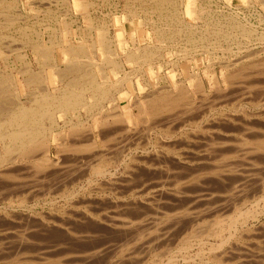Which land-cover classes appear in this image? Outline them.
<instances>
[{"label":"rangeland","instance_id":"obj_1","mask_svg":"<svg viewBox=\"0 0 264 264\" xmlns=\"http://www.w3.org/2000/svg\"><path fill=\"white\" fill-rule=\"evenodd\" d=\"M81 1L83 2V0H72L74 8H71L69 0H2L0 6V46L2 45L1 49L6 54L5 58L4 56L0 57L1 75L14 76L15 79L17 77L22 79L26 77V73L23 71L27 69L25 67L29 63V69L36 73L41 72L42 69L43 71L45 70L44 74L48 75L47 84L49 88H56L60 85V82L58 83V79L52 73L54 69L52 67H46V65L44 66L42 64L43 62L41 63V58H39L38 62L34 61L35 59L32 52H30L31 48H29L28 41L32 39L34 42H37L38 40L43 46L53 47L52 56L56 57H54L58 61L56 64L63 69L65 64H67V56L57 43L64 42L66 44L71 43L76 45L78 42L83 41L87 45L86 48L88 50L90 49V57H94V60L99 62L102 59V54L99 51L100 45L96 42H98L99 35L104 30H107V35L105 31L104 33L108 38L107 40H109L108 42L111 44L110 46L114 49V58L122 63V69L130 73V77L118 88L119 91L114 95L116 98L115 101H106L104 108L105 114L108 111L111 112L110 110H113L117 105L120 106L126 115H130L132 112L137 113V108L134 107H136L135 104L138 102L142 110H145L147 106L155 104L156 102L160 105L161 103L157 100L158 97L162 94L176 91L173 89L176 84L175 82L188 87L189 91L193 94L194 100L199 102V95L196 94L192 86L193 78L190 77L191 72L198 71L204 82L207 94L210 93L209 99L205 101V104L207 102H214L213 104L216 102L217 104L219 100L215 101L217 100L214 91L216 88L224 89L227 93H230L225 94V102L220 105L222 107L218 105L219 108L217 107L211 113L207 114L206 118L200 120L199 126H203V129L207 130V127L209 128L212 125L210 129L216 130L212 131L213 133L219 131L220 133H214L215 139L217 135L216 142L219 139L221 142L222 138L224 139L222 141H225L227 138L226 143L229 145L238 144L239 142L240 144L238 148L236 147L237 144L234 145L236 147L234 149L237 152H233L235 150L232 147L230 152L227 151L225 153L226 155H222L223 157L217 156L216 154L215 156L211 148H209L211 153H207L208 148L206 146L208 147L207 144L209 142L205 141L206 133L204 130H200V127L198 129L197 125V127L187 125L185 127L182 126L181 131L175 128L176 131L174 130V134L166 133L168 132L165 129L167 123L163 125L160 121L164 122V119L171 114L167 116L166 114L169 113L164 111L158 113L153 112L150 119L143 121V123L137 122V124H134L127 118L126 121L120 122L119 124L118 122L116 124V121H114V125H112L113 121H109L106 123V127L104 125V128L103 126L97 128V120L99 119L98 116H95L88 123L93 128L96 137L97 145L94 150L86 152L79 151L78 153L72 150L71 146H66L67 148L62 149L59 145L60 140L58 139L51 144L48 152L50 164L48 163L49 165L47 164L48 166H45L46 168L44 167L42 171L39 170V172L35 173L34 167L32 166L33 163L19 161V163L9 164L10 167L5 168L9 169L5 171L6 174L0 175L3 177L2 179L0 178V264H111L112 262V264H117L118 262V264H134L135 262V264H165L166 262V264H264V149L254 147L257 144L252 143L253 141L249 142L247 140V142H243L242 137L244 136L237 133L238 130L240 131L242 129L241 127L243 125L251 127L254 130H264V97L260 98V93H264V82H261L263 84H255L257 87L254 91L258 92L257 96L255 95L253 97V100L245 96V99L241 100L243 96L239 97L242 85L246 84L245 88L246 86H250L249 82L255 80L253 78L254 75H257V77L260 76L258 81H264V78L261 79V76L264 77V40L260 42L259 38H256L257 36H253L254 38H242L240 36L236 38L233 36H231L232 38H222L220 34L218 36L211 33L212 29L225 31V16L229 15H232L233 18L235 17L234 19L238 22L240 20L247 28H253L252 30L256 34L264 33V0H174L175 5L168 1L166 2V0H84L87 3L85 8L81 5ZM45 5L61 8L59 15L60 20H62L59 21V24H61L60 29H57V25V30L55 28L53 29V26L46 28L48 23L53 22V17L56 19L58 15L55 16L53 13L43 10ZM39 9L40 11H38ZM173 11L175 12L174 14ZM207 15L210 16L206 20L204 17ZM59 30L60 33H58ZM23 31L27 33V36L22 34ZM53 31L57 32L54 33ZM229 31L234 35L235 30L229 28ZM160 33L161 36L159 35ZM52 42L54 44L56 43L55 46L51 44ZM237 43L241 45L238 46ZM144 47L149 49L152 47L151 50L155 53L152 64L153 71L147 65L141 66L125 61V55L129 51ZM156 47V50L153 49ZM26 61L27 63L25 64ZM83 61H86V59H83ZM161 64H163V67L159 68ZM97 70L98 68L96 67V72ZM105 71L108 77V81L106 82L108 85L110 83H116L119 80L120 72L114 71L111 67L105 69ZM212 71L215 72L218 79V87L212 82ZM156 72L160 74L162 79L156 80L158 78ZM234 73L236 77H234ZM101 75L99 72L97 73L98 80L100 81H102ZM237 80L240 82L238 81V83ZM38 86L36 85V88H33L34 86L31 88L20 86L18 92L14 91L13 94L17 93L15 96L13 94H5V97L15 98L14 100L16 101L18 99V102L20 101L24 105H27L29 102L28 99H31L29 97H33V92L40 90L39 87L41 89L44 88L42 86L45 85L41 84V86ZM161 86V90H158L160 89L158 87ZM156 87L158 89H155ZM260 87H262L263 91ZM153 90L155 95L147 96V92L150 95L153 93ZM256 97L260 99V102L258 106L254 107L252 102L258 100ZM154 100L156 101L155 103H153ZM230 102L231 104H235L234 108L231 107ZM128 108L130 109V113ZM246 109L249 113L245 111ZM79 113L80 118L85 120V110L80 108ZM241 114L243 115L241 116ZM244 115L249 116L248 119L255 118V120L246 119L243 122V119L246 118ZM75 117V113H71L68 118L75 121ZM222 117L223 119H221ZM215 118L221 124H218ZM240 118L242 121H239ZM224 119L227 121L229 119L230 123ZM220 120H224V123ZM61 121L63 122V119L58 117L60 125H62L60 123ZM208 121L210 122L208 123ZM253 123L254 125H258L259 123V126L263 125V128L255 127ZM59 127L56 126L54 128V133L52 134L55 137H63L62 140L68 146L71 142H76L74 138L71 140L72 136L70 137L68 129H66L63 136L56 133L59 131ZM213 127H219L221 130L219 128L218 130L213 129ZM172 128L170 130H173ZM146 132L147 136H145ZM196 132L198 135H196ZM84 135L85 133L81 135L83 137L82 139L85 138ZM234 137L238 141L234 140ZM185 138L188 139V144ZM84 141L85 139L80 140L79 138V142H77L85 143L86 141ZM204 142H207L206 146ZM247 143L250 146L253 144V146L250 147ZM243 144L250 148L246 149L243 146L245 150H248V153L251 152L250 154H245L246 151L242 150L243 148L241 147ZM252 147L253 149L251 150ZM259 150L263 154L257 152ZM3 152V149L0 148V153L4 154ZM159 154L161 156L163 154V156L161 157ZM94 156L98 158L94 160ZM100 159L108 162V166L106 165L107 167L105 168L107 173L105 172L102 176L93 173L91 170ZM159 161L162 162L159 163ZM230 166L234 167L232 168ZM223 167L230 169L227 171V168L225 170ZM213 172H217L216 178V173L213 174ZM233 172L235 173L233 174ZM218 175L221 177L219 178ZM232 186H235V188L238 187L237 189L233 188L235 193L233 192ZM239 186L243 188L241 189ZM228 194L231 195L229 196ZM231 204L234 205V208ZM239 211L244 215L245 213L249 214L247 216L249 218L245 220V225L237 224L233 226L238 229L232 226H230V228L232 227L231 229L228 228L230 222L239 215ZM253 212H255L253 216L250 215ZM194 213L200 215L196 216ZM102 214L104 217H102ZM104 218L106 219L105 221ZM116 218L117 220H120V218L128 221L131 220L129 221L132 222L131 227L125 226V229L123 226H119V223L115 220ZM159 218L161 221L166 219L169 222L165 221L166 223H161ZM193 220L195 221L193 222ZM107 221L114 224L117 223L118 227H114V224L108 223ZM148 222L150 223L147 224ZM153 222H156L154 226L151 224ZM195 222L197 223L194 224ZM137 223L138 225L135 226ZM158 223L159 227L157 226ZM151 225L153 228L150 227ZM132 226L134 228L139 227L137 228L138 231L145 226L146 228L144 227L143 231L146 235L142 234L144 232L140 230L141 236L140 231L137 232L135 228L136 231L134 230V233H139L140 238L133 237L135 234L132 232ZM156 226L157 231H153L152 229H155L154 227ZM166 226L167 228H165ZM246 228L249 229H247V232ZM121 229L122 231H120ZM150 230L154 233L152 234ZM126 235L128 237H125ZM155 235L158 236L156 237ZM165 236L166 238H163ZM153 237L154 239H151ZM187 237L190 239L186 240ZM156 239L157 241H155ZM123 241H127L126 245L128 248L124 247V251L122 252L124 255L121 254L122 257L120 255L117 256L115 254L117 249L123 244ZM146 242L149 243L147 244ZM118 243H121L120 246ZM144 246H147V248ZM143 247L146 251L150 249V253H147L148 256ZM233 247L235 249L232 250ZM94 249L96 251L100 250L101 253L99 251L92 252L95 251ZM127 250L129 253L132 251V253L129 254ZM134 251L135 253H133ZM151 251L153 254H151ZM217 254L221 255L218 256ZM123 256L126 259L125 261ZM130 256L143 257H137L135 261ZM128 257L131 260H128Z\"/></svg>","mask_w":264,"mask_h":264},{"label":"bare ground","instance_id":"obj_2","mask_svg":"<svg viewBox=\"0 0 264 264\" xmlns=\"http://www.w3.org/2000/svg\"><path fill=\"white\" fill-rule=\"evenodd\" d=\"M2 1V0H1ZM1 1H0V6H1ZM28 1V0H27ZM41 1V0H40ZM139 1V0H138ZM157 1V0H156ZM170 2L171 4H174L175 5V1L174 0H166V2ZM16 2V1H15ZM30 2V1H29ZM50 2H53V1H50ZM63 2V1H62ZM82 2V1H81ZM54 3V2H53ZM67 3V2H66ZM169 3V4H170ZM50 4V3H49ZM157 4V3H156ZM8 7H9V5L8 4H6ZM29 5H31V4H29ZM81 5H83L84 6V8L87 6V3L83 0V2H82V4ZM155 5V4H154ZM150 6V5H149ZM156 6V5H155ZM158 6H159V4H158ZM81 7V6H80ZM173 7V6H172ZM83 8V7H82ZM147 8V7H146ZM175 8V7H174ZM31 9V8H30ZM47 10H48V8H47ZM173 10V9H172ZM38 11H40V9L38 10ZM35 12H36V10H35ZM169 12H171V11H169ZM194 12H195V10H194ZM29 13V12H28ZM175 12L173 11V14H174ZM196 13V12H195ZM197 14V13H196ZM202 14V13H201ZM204 14V13H203ZM208 14V13H207ZM9 16V15H8ZM209 16L210 15H207L206 17H204V19H209ZM224 17V16H223ZM237 17V16H236ZM17 18V17H16ZM54 18V17H53ZM168 18H169V16H168ZM198 18H199V16H198ZM215 18V17H214ZM235 18V17H234ZM233 18V16L232 15H229V16H225V20H226V24H224V26L226 27V30L224 31V30H218L217 31V29L215 30V29H212L211 31V33L212 34H215V35H218V34H220L221 35V37L222 38H227V37H231V36H233V37H238V36H240V37H242V38H251V37H253V36H257L256 38H259V40H260V42L261 41H263L264 40V33H260V34H256L255 32H254V30H252V29H249V28H247V26H245V24H243V23H241L240 22V20H239V22L236 20V19H234ZM223 19V18H222ZM7 20V19H6ZM19 20V19H18ZM117 20V19H116ZM115 20V21H116ZM139 22V21H138ZM4 23V22H3ZM58 23V22H57ZM61 23V22H60ZM213 24V23H212ZM215 24H217V23H215ZM221 24V23H220ZM223 24V23H222ZM249 24V23H248ZM2 25V24H1ZM61 25V24H60ZM58 26V25H57ZM217 26H218V24H217ZM221 26V25H220ZM24 27V26H23ZM158 27V26H157ZM192 27H193V25H192ZM156 28V27H155ZM229 28H231L232 30H235V33H234V35H233V33L231 32V31H229ZM26 29H27V27H26ZM54 29V28H53ZM69 29V28H68ZM158 29H159V27H158ZM157 29V30H158ZM23 30H25V29H23ZM64 30H66V29H64ZM63 30V31H64ZM206 30V29H205ZM55 31V30H54ZM53 31V32H54ZM69 31V30H68ZM105 31V30H104ZM104 31H103V33H104ZM107 31V30H106ZM105 31V32H106ZM180 31V30H179ZM38 32V31H37ZM57 32V31H56ZM56 32H54V33H56ZM167 32V31H166ZM165 32V33H166ZM193 32V31H192ZM58 33H60V30L58 31ZM69 33H70V31H69ZM103 33H101L100 35H99V37H98V42H96L98 45H100V49H99V51L101 52L100 54H102V59L99 61V62H97L96 60H94V57H90V55H91V53H90V49L88 50L87 48H86V46L87 45H85V43L83 42V41H80V42H78L76 45H74V44H71V43H64V42H59V39H58V42L59 43H57L60 47H61V50L63 51V53L67 56H65L66 58H67V64H65V67L62 69V68H60L59 67V65L58 64H56L55 62H54V57L52 56V49H53V47H49L48 45V47H46V46H43V44L39 41L38 42V40H37V42H34L32 39H31V41H33V42H31V41H28V44H29V48H31V51L30 52H32V54H33V56H34V61H37L38 62V60H39V58H41V63L45 66L46 65V67L48 66L49 68L50 67H52L53 69H54V72H52L53 73V75L58 79V83L60 82V85L59 86H57L56 88L54 87L53 89H50L49 88V86H48V84H47V81H48V75H46V74H44V71H43V69L41 70V72H39V71H37V72H39V73H36V72H34V71H32V70H30L29 69V63H27V61L25 62V64L27 63L28 65L25 67V68H27V69H25L23 72H25L26 73V77H23L22 79H19L18 77H17V79H15V77L14 76H6V75H1V73H0V145H1V147L0 148H2L3 149V153L4 154H1L0 153V175L1 174H6V172L5 171H7V169H5L6 167H8L9 166V164H14V163H19V161H29V162H31V164H32V166L34 167L33 169H34V172L35 173H37V172H39V170H43V168L46 166H48L49 164H50V159L48 160V156H49V154H48V152H49V148H50V146H51V144L53 143V141H55V140H60V147H62V149H64V148H67V147H70L71 146V148H72V150H74V151H76V152H78L79 153V151L81 152H86V151H89V150H94V148H95V146L97 145L96 144V137H95V133H94V130H93V128L91 127V125L90 124H88L89 123V121H90V119H92V118H94L95 116H98V119L99 120H97V128L98 127H102L103 126V128H104V125H105V127L107 126L106 125V123H108L109 121H113V124L112 125H114V121H116V124H117V122H118V124L120 123V122H124V121H126V119L127 118H129V120L131 121V122H133L134 124H137V122H142L143 123V121H146L147 119H150V117H151V115H152V113L153 112H168L169 114H166L167 116H169L170 114V116L169 117H167V118H165L164 119V122L163 121H160L163 125H166V124H164V123H167V125H166V127H165V129L168 131V132H166V133H173L174 132V130H175V128L176 129H178V131H181L182 130V128L183 127H185V126H187V125H189V126H195V127H197L198 126V129H199V124H200V120L201 119H204V118H206L207 117V114H209V113H211L215 108H219V106L220 105H222L224 102H225V94L227 93V91L226 90H224V89H220V88H214L215 90V93H216V97H217V100H215V98H213L215 101H218L217 102V104H216V102H215V104H213L214 102H211V103H206L205 104V101L207 100V99H209L208 97H209V94L210 93H208L207 94V91H206V89H205V85H204V82L202 81V78L200 77V74H199V72L198 71H194V72H191V74H190V77H192L193 78V82H192V86L194 87V89H195V92H196V94L197 95H199V98H200V100H199V102H196L195 100H194V97H193V94L189 91V89H188V87H186L185 85H179L177 82H175L176 84H175V87L173 88L174 90H176V91H173V92H168L167 94H162L160 97H158V101L161 103L160 105L158 104V102H156L155 100L153 101V103H155V104H152V105H149V106H147L146 107V109L145 110H142V108H141V105H139L140 103L138 102V103H134L135 104V106L136 107H134V108H137V113H133L132 112V114L130 113V109H129V113H130V115H126V113H124L123 111H122V109L120 108V106L119 105H117L116 107H114L113 108V110L111 109H109L111 112H109L108 111V113L107 114H105L106 112H104V108H105V103H106V101H109V102H112V101H115V96L114 95H116V93L119 91L118 90V88L120 87V86H122L123 85V83L124 82H126L128 79H129V75H130V73H128V72H126V71H124V69H122V63L121 62H119V60H116L115 58H114V49L110 46L111 44L108 42L109 40H107L108 38L105 36V33L103 34ZM163 33V32H162ZM172 33V32H171ZM177 33H178V30H177ZM208 33V32H207ZM23 35H26L27 36V33L26 32H24L23 31V33H22ZM35 34H36V32H35ZM50 34H51V32H50ZM202 34H203V32H202ZM61 35V34H60ZM69 35V34H68ZM106 35H107V32H106ZM160 36H161V33L159 34ZM25 36V37H26ZM170 36H171V34H170ZM200 36V35H199ZM204 36V35H203ZM214 36V35H213ZM219 36V35H218ZM5 37V36H4ZM55 37V36H54ZM58 37H59V35H58ZM62 37V36H61ZM167 37H169V36H167ZM52 38V37H51ZM57 38V37H56ZM68 38V37H67ZM121 38H122V36H121ZM174 38V37H173ZM232 38V37H231ZM254 38V37H253ZM50 39V38H49ZM62 39V38H61ZM60 39V40H61ZM70 39V38H69ZM97 39V38H96ZM240 39V38H239ZM27 40V39H26ZM29 40V39H28ZM51 40V39H50ZM68 40V39H67ZM82 40V39H81ZM201 40V39H200ZM243 40V39H242ZM56 41V40H55ZM64 41V40H63ZM122 41H123V39H122ZM245 41V40H244ZM249 41V40H248ZM257 41V40H256ZM67 42V41H66ZM69 42V41H68ZM92 42V41H91ZM214 42V41H213ZM49 43V42H48ZM52 45H54L55 46V44L52 42L51 43ZM92 44H94V43H92ZM96 44V45H97ZM238 44V46H240L241 44H239V43H237ZM46 45V44H45ZM97 45V46H98ZM2 46V45H1ZM1 46H0V57H2V56H4V58H5V54H4V51L1 49ZM91 46V45H90ZM242 46H243V44H242ZM6 47V46H5ZM91 47H93V46H91ZM95 47V46H94ZM121 47V46H120ZM200 47V46H199ZM207 47V46H206ZM13 48V47H12ZM243 48V47H242ZM151 49H152V47H151ZM151 49H149V48H147V47H144V48H137V50H131V51H129L126 55H125V61L126 62H131V63H136V64H138V65H147L148 67H149V69L150 70H152V68H153V57H154V55H155V53H154V51H152ZM153 49H157V47L156 48H153ZM158 49H160V48H158ZM262 49V48H261ZM92 50V49H91ZM94 52V51H93ZM62 53V54H63ZM116 53V52H115ZM254 53V52H253ZM191 54V53H190ZM193 54V53H192ZM20 55V54H19ZM23 55V54H22ZM26 55V54H25ZM92 56H94V55H92ZM19 57V56H18ZM22 57V56H21ZM56 58V57H55ZM160 58V57H159ZM18 59V58H17ZM22 59H23V57H22ZM83 59H86V61H83ZM6 61V60H5ZM65 62V63H66ZM40 63V62H39ZM231 65V64H230ZM258 65V64H257ZM42 66V65H41ZM227 66V65H226ZM96 67L98 68V70H97V72H96ZM109 67H111L112 69H114V71H118V72H120V78H119V80L116 82V83H110V85H108L106 82L108 81V77L106 76V71H105V69H107V68H109ZM163 67V64H161L160 66H159V68H162ZM224 67H225V65H224ZM45 69V68H44ZM40 70V69H39ZM153 71V70H152ZM22 72V73H23ZM43 72V73H42ZM100 73V75H101V77H102V81H100V80H98V77H97V73ZM111 72V71H110ZM239 72V71H238ZM260 73V72H259ZM10 74V73H9ZM156 74H158V78H156V80L158 79V80H160V79H162V77L160 76V74L159 73H157L156 72ZM212 74H213V79H212V82L214 83V85L216 86V87H218L219 85H218V79H217V77H216V75H215V72L214 71H212ZM242 74V73H241ZM241 74H239V75H241ZM52 75V76H53ZM234 77H236V74L234 73ZM238 75V76H239ZM244 75V74H243ZM247 75H248V73H247ZM263 76H264V74H263ZM232 77H233V75H232ZM251 77H253V76H251ZM250 77V78H251ZM255 80L252 82H249V85L250 86H246V88H245V85H242V83H241V85H242V89H240L241 90V92H240V96L239 97H241V96H243L242 98L243 99H241V100H244L245 98H244V96L245 97H248V99H250V100H253V97L256 95L257 96V92L256 91H254V89L256 90V87L257 86H255V84H260L261 82H264L263 80L262 81H258L259 80V78H260V76H258L257 77V75L255 76L254 75V77H253ZM264 77H262L261 76V79H263ZM38 79V80H37ZM248 80V79H247ZM239 80H237V82H238ZM249 81V80H248ZM163 82V81H162ZM240 82V81H239ZM238 82V83H239ZM243 82V81H242ZM246 82V81H245ZM157 83V82H156ZM246 83H248V82H246ZM41 84H44L45 86H42V87H44V88H42L41 89V87H39V86H41ZM234 84V83H233ZM261 84H263V83H261ZM36 85H39L38 87L40 88V90H38V91H36V92H33V97H29V98H31L30 100L28 99V103H27V105H24L23 103H21L20 101L18 102V99H17V101L16 100H14L13 98H6L5 96V94H13L14 93V91L15 92H18V88L20 87V86H22V87H26V88H31V87H33V88H36L35 86ZM248 85V84H247ZM112 86V87H111ZM164 86V85H163ZM166 86V85H165ZM236 86V85H235ZM244 86V87H243ZM260 86V85H259ZM264 86V85H263ZM262 86V87H263ZM111 87V88H110ZM237 87H239V86H237ZM262 87H260L261 88V90H262ZM158 88H160V89H158ZM156 87L155 89H158V90H161V88H162V86L161 87ZM259 88V87H258ZM234 90V89H233ZM240 90H238V91H240ZM260 90V91H261ZM264 90V89H263ZM262 90V91H263ZM169 91V90H168ZM259 91V92H260ZM264 92V91H263ZM32 93V92H31ZM229 93V92H228ZM227 93V94H228ZM15 94H17V93H15ZM15 94H13L14 96H15ZM212 94V93H211ZM230 94V93H229ZM234 94V93H233ZM264 95V93H260V98L262 97H264L263 95ZM152 95H155V93H154V90H153V93H151L150 95H148V92H147V96H152ZM158 95V94H157ZM238 95V94H237ZM13 96V97H14ZM17 96V95H16ZM144 96V95H143ZM142 96V98L144 99V97ZM196 96V95H195ZM211 96V95H210ZM214 96V95H213ZM228 96H231V95H228ZM233 96V95H232ZM236 96V95H235ZM5 97V98H4ZM11 97V96H10ZM145 97H146V95H145ZM238 97V96H237ZM250 97V98H249ZM141 98V97H140ZM139 98V100H141ZM147 98V97H146ZM227 98H230V97H227ZM256 98H258V97H256ZM12 99V100H11ZM198 99V98H197ZM235 99V98H234ZM9 100H11V101H9ZM229 100V99H228ZM227 100V101H228ZM249 100V101H250ZM254 100H257V99H254ZM204 101V102H203ZM209 101V100H208ZM226 101V102H227ZM233 101V100H232ZM231 101V102H232ZM238 101H239V99H238ZM6 103V104H4L3 105V103ZM203 102V103H202ZM231 102L229 103V104H231ZM252 102V101H251ZM259 102H260V99L258 98V100L256 101V102H252V105L255 107V106H258V104H259ZM151 103H152V101H151ZM218 103H220V104H218ZM237 103H239V102H237ZM127 104V103H126ZM219 105V106H218ZM226 105H227V103H226ZM239 105H241V104H239ZM126 106V105H125ZM220 107H222V106H220ZM231 107L232 108H234L235 107V104L233 103V104H231ZM80 108H83V110H85V115H86V119L85 120H83V119H81L80 118V113H79V111H80ZM244 108V107H243ZM257 108V107H256ZM148 109H150L151 110V112H149L150 110H148ZM238 109V108H237ZM244 110V109H243ZM107 111V110H106ZM134 111H135V109H134ZM246 112L248 111L247 109L245 110ZM250 111V110H249ZM260 111V110H259ZM258 111V112H259ZM264 112V111H263ZM71 113H75V118H76V120L75 121H72L70 118H68L69 117V115L71 114ZM110 113V114H109ZM219 114H221L220 112H218ZM247 113H249V112H247ZM251 113V112H250ZM255 113L257 114V112L255 111ZM255 113H253V114H255ZM222 114H223V112H222ZM229 114V113H228ZM252 114V113H251ZM225 115H226V113H225ZM233 115V114H232ZM243 114H241V116H242ZM73 116V115H72ZM72 116H70V117H72ZM154 116H156V115H154ZM228 116V115H227ZM235 116V115H234ZM246 118L245 119H243V117H242V119H243V122H245L246 121V119H248V117L246 116V115H244ZM255 116V115H254ZM254 116H252V117H254ZM58 117L60 118H62L63 119V122H62V125H60L59 124V122H58ZM110 117V118H109ZM153 117V116H152ZM158 117H160L159 115H158ZM218 117H221V116H218ZM229 117V116H228ZM255 117H257V116H255ZM108 118V119H107ZM155 118V117H154ZM216 119V118H215ZM220 119V118H219ZM221 119H223V117L221 118ZM232 119V118H231ZM235 119V118H234ZM241 119V118H240ZM239 119V121H242V119L240 120ZM252 119H254L255 120V118H252ZM251 118H249L248 120H252ZM152 120V119H151ZM210 120V119H209ZM212 120V119H211ZM217 120V119H216ZM225 121H227L226 119H224ZM224 120H220V121H223V123H224ZM238 120V119H237ZM213 121V120H212ZM215 121V120H214ZM218 121V124H221L220 122H219V120H217ZM231 121V120H230ZM238 121V122H239ZM210 121H208V123H209ZM228 123H230L229 122V119H228V121H227ZM233 122V121H232ZM248 122V121H247ZM249 122H252V121H249ZM254 122V121H253ZM159 123V122H158ZM111 124V123H110ZM123 124H125V123H123ZM154 124V123H153ZM176 124V125H175ZM213 124H215V123H213ZM234 124V123H233ZM232 124V125H233ZM244 124V123H243ZM249 124H251V123H249ZM256 124H257V122H256ZM254 125V123H253V125L255 126V127H260V128H263V125H260L259 126V123H258V125ZM111 125V126H112ZM122 125V124H121ZM175 125V126H174ZM178 125V126H177ZM197 125V126H196ZM207 125V124H206ZM205 125V126H206ZM247 125H248V123H247ZM56 126H60L59 127V131H57L56 133H58V134H61L60 136H63V134L65 133V131H66V129H68V133L70 134V137L72 138L71 140H73V138L76 140V142L74 141V142H71L70 144H69V146L68 145H66L67 143L66 142H64V140H62L63 139V137H55L52 133H54L53 131H54V128H56ZM110 126V127H111ZM140 126H142L141 124H140ZM183 126V127H182ZM212 126V125H211ZM210 126V127H211ZM234 126H236V125H234ZM262 126V127H261ZM113 127V126H112ZM134 127V126H133ZM153 127V126H152ZM162 127V126H161ZM161 127H159V128H161ZM173 127V128H172ZM210 127L208 128L207 127V130H204L203 129V126H201L200 127V130L202 129V130H204V132L206 133L205 135H206V140L205 141H207V142H209L207 145H208V147L206 146V143L207 142H204V144H205V146H206V148H208V150H207V153H211L209 150V148H211V151L214 153V155L216 154L217 156L219 155V156H224V155H226L225 153L228 151V152H230L231 151V148L233 147V149L234 148H238L239 147V144H240V142L236 145V144H234V145H236V147H234V145H229L228 143H226V139H225V141H222V139H221V142H220V139L216 142V139H217V135H216V139H215V134L216 133H218V132H212V131H216V130H211L210 129ZM121 128V127H120ZM123 128V127H122ZM146 128V127H145ZM154 128V127H153ZM173 129V130H170V129ZM194 128V127H193ZM218 128L219 127H213V129H217L218 130ZM242 129L239 131L238 129H240V128H238L237 130V133H240V135L241 136H244V137H242L243 138V142L245 141V142H247V140H249V142L250 141H253L252 143H255V144H257L256 146H254V147H256L257 149H264V130L263 131H261V130H254L253 128H251V127H247V126H245V125H243V127H241ZM136 129H138V128H136ZM135 129V130H136ZM148 129H149V127H148ZM147 129V130H148ZM197 129V128H196ZM220 129V128H219ZM123 130V129H122ZM134 130V129H133ZM165 130V131H166ZM193 130V129H192ZM221 130V129H220ZM235 130H236V128H235ZM114 131H115V129H114ZM124 131V130H123ZM130 131V130H129ZM176 131V130H175ZM121 132V131H120ZM125 132V131H124ZM131 132V131H130ZM203 132V133H204ZM83 133H85V135H84V139H85V141L87 142L88 141V143H86L85 141V143H78L79 142V138H80V140H84V139H82L83 137L81 136ZM117 133H118V131H117ZM142 133H143V131H142ZM141 133V134H142ZM188 133V132H187ZM193 133V132H192ZM197 133V132H196ZM220 133V132H219ZM236 133V134H237ZM137 134V133H136ZM174 134V133H173ZM202 134V133H201ZM231 134V133H230ZM119 135H120V133H119ZM122 135V134H121ZM125 135V134H124ZM196 135H198V133L196 134ZM233 135V134H232ZM231 135V136H232ZM106 136V135H105ZM113 136V135H112ZM111 136V137H112ZM145 136H147V132L145 133ZM110 137V138H111ZM135 137V136H134ZM141 137V136H140ZM172 137V136H171ZM189 137V136H188ZM203 137H204V135H203ZM182 138V137H181ZM191 139H192V137H190ZM219 138V137H218ZM235 138V137H234ZM237 138H238V136H237ZM241 138V137H240ZM241 138V139H242ZM115 139V138H114ZM129 139V138H128ZM141 139V138H140ZM179 139V138H178ZM186 140V143H187V138H185ZM197 139H199V138H197ZM62 140V141H61ZM66 140V139H65ZM106 140V139H105ZM122 140V139H121ZM203 140V141H204ZM224 140V139H223ZM231 140V139H230ZM234 140H237L236 138L234 139ZM78 141V142H77ZM111 141V140H110ZM140 141V140H139ZM138 141V142H139ZM146 141V140H145ZM145 141H144V143H145ZM196 141V140H195ZM232 141V140H231ZM238 141V140H237ZM236 141V142H237ZM240 141H242V140H240ZM106 142V141H105ZM113 142V141H112ZM158 142V141H157ZM156 142V143H157ZM234 142V141H233ZM78 143V144H77ZM102 143H104V142H102ZM107 143V142H106ZM123 143H124V141H123ZM155 143V144H156ZM242 143V142H241ZM116 144V143H115ZM159 144V143H158ZM188 144V143H187ZM245 144V143H244ZM242 145V147L241 148H243V146H245V145ZM248 144V143H247ZM180 145V144H179ZM249 145V144H248ZM67 146V147H66ZM126 146V145H125ZM130 146V145H129ZM133 146V145H132ZM161 146V145H160ZM166 146V145H165ZM171 146V145H170ZM173 147H174V145H172ZM205 146H202V147H205ZM228 146V147H227ZM241 146V145H240ZM250 146V145H249ZM251 146H253V144H251ZM250 146V147H251ZM113 147V146H112ZM121 147V146H120ZM172 147V148H173ZM105 148H106V146H105ZM114 148H116V147H114ZM125 148V147H124ZM199 148V147H198ZM230 148V149H229ZM241 148H240V150H241ZM245 148L246 149H248L249 147H246L245 146ZM256 148H254V149H256ZM108 149H109V147H108ZM229 149V150H228ZM232 149V150H233ZM250 149V148H249ZM253 149V147L251 148V150ZM256 149V150H257ZM120 150V149H119ZM118 150V151H119ZM206 150V149H205ZM235 150V149H234ZM238 150V149H237ZM242 150H244V151H246V153L245 154H247L248 152V150H245L244 148L242 149ZM250 150V151H251ZM209 151V152H208ZM103 152V151H102ZM175 152H177V151H175ZM233 152H237L236 150L235 151H233ZM239 152V151H238ZM243 152V151H242ZM241 152V153H242ZM257 152H261L262 153V151H257ZM256 152V153H257ZM89 153V152H88ZM212 153V154H213ZM243 153V154H244ZM251 153V152H250ZM250 153H248V154H250ZM260 153V154H261ZM264 153V152H263ZM262 153V154H263ZM94 154H96V153H94ZM116 154V153H115ZM119 154V153H118ZM180 154V153H179ZM229 154V153H228ZM239 154V153H238ZM253 154H254V152H253ZM261 154V155H262ZM99 155H101L100 153H99ZM98 155V156H99ZM160 156H161V154H159ZM165 155H166V153H165ZM168 155V154H167ZM205 155V154H204ZM215 155V156H216ZM235 155V154H234ZM103 156V155H102ZM105 156V155H104ZM106 156H107V153H106ZM134 156V155H133ZM162 156H163V154H162ZM161 156V157H162ZM174 156V155H173ZM172 156V157H173ZM209 156V155H208ZM207 156V157H208ZM222 156V157H223ZM230 156V155H229ZM91 157H92V155H91ZM113 157H114V155H113ZM120 157V156H119ZM118 157V158H119ZM127 157V156H126ZM157 157V156H156ZM213 157V156H212ZM211 157V158H212ZM226 157V156H225ZM245 157V156H244ZM262 157V156H261ZM80 158V157H79ZM94 158V160H95V158H98V157H96V156H94L93 157ZM100 158H102V157H100ZM112 158V157H111ZM121 158V157H120ZM130 158V157H129ZM128 158V159H129ZM132 158V157H131ZM134 158V157H133ZM164 158H165V156H164ZM214 158V157H213ZM212 158V159H213ZM263 158V157H262ZM261 158V159H262ZM114 159V158H113ZM117 159V158H116ZM157 159V158H156ZM229 159V158H228ZM249 159V158H248ZM124 160V159H123ZM144 160V159H143ZM164 160V159H163ZM168 160V159H167ZM171 160V159H170ZM195 160V159H194ZM106 161V160H105ZM103 159L101 160L100 159V161H97V163L92 167V171H93V173H95V174H97V175H103L106 171V167L108 166V162L106 161L105 162ZM114 161V160H113ZM116 161H118V160H116ZM263 161V160H262ZM28 162V163H29ZM144 162V161H143ZM162 162V161H161ZM160 161H159V163H161ZM218 162V161H217ZM220 162V161H219ZM218 162V163H219ZM223 162V161H222ZM256 162V161H255ZM49 163V164H48ZM52 163V162H51ZM117 163V162H116ZM132 163V162H131ZM221 163V162H220ZM225 163H227V162H225ZM224 163V164H225ZM258 163V162H257ZM23 164V163H22ZM48 164V165H47ZM90 164V163H89ZM142 164V163H141ZM229 164V163H228ZM238 164V163H237ZM251 164V163H250ZM259 164V163H258ZM262 164V163H261ZM75 165V164H74ZM78 165V164H77ZM107 165V166H106ZM112 165V164H111ZM110 165V166H111ZM126 165V164H125ZM129 165V164H128ZM165 165V164H164ZM217 165V164H216ZM254 165V164H253ZM64 166V165H63ZM113 166V165H112ZM226 166V165H225ZM257 166V165H256ZM10 167V166H9ZM45 167V168H46ZM163 167V166H162ZM219 167V166H218ZM228 167H229V165H228ZM228 167H225V168H227V171H229V169H228ZM230 167H232V166H230ZM234 167V166H233ZM232 167V168H233ZM29 168V167H28ZM217 168V167H216ZM224 167H223V169H225ZM236 168V167H235ZM251 168V167H250ZM129 169V168H128ZM128 169H126V170H128ZM167 169V168H166ZM222 169V170H223ZM9 170V169H8ZM74 170V169H73ZM90 170V171H91ZM134 170H136V169H134ZM209 170V169H208ZM226 170V169H225ZM232 170V169H231ZM230 170V171H231ZM264 170V169H263ZM107 171H108V169H107ZM171 171V170H170ZM174 171V170H173ZM201 171V170H200ZM235 171V170H234ZM70 172H72V171H70ZM112 172H113V170H112ZM172 172V171H171ZM193 172H195V171H193ZM218 172V171H217ZM217 172H215L216 173V175H215V178H216V176H217ZM9 173V172H8ZM11 173V172H10ZM20 173V172H19ZM30 173H32V172H30ZM107 173V172H106ZM214 172H213V174H215ZM231 173V172H230ZM235 172H233V174H234ZM74 174V173H73ZM112 174V173H111ZM218 174H219V172H218ZM36 175V174H35ZM127 175H128V173H127ZM222 175V174H221ZM226 175H227V173H226ZM262 175V174H261ZM3 176V175H2ZM8 176H9V174H8ZM11 176V175H10ZM13 176V175H12ZM26 176V175H25ZM28 176V175H27ZM26 176V177H27ZM32 176V175H31ZM201 176V175H200ZM204 176V175H203ZM24 177V176H23ZM29 177V176H28ZM187 177V176H186ZM218 177L220 178L221 176L220 175H218ZM0 178L2 179L3 177H1L0 176ZM10 178V177H9ZM87 178V177H86ZM162 178V177H161ZM168 178V177H167ZM264 178V177H263ZM5 179V178H4ZM8 179V178H7ZM17 179H18V177H17ZM89 179V178H88ZM112 179H114V178H112ZM111 179V180H112ZM11 180V179H10ZM115 180V179H114ZM177 180V179H176ZM184 180V179H183ZM225 180V179H224ZM223 180V181H224ZM38 181V180H37ZM117 181V180H116ZM194 181V180H193ZM258 181V180H257ZM124 182V181H123ZM130 182V181H129ZM178 182V181H177ZM198 183V182H197ZM236 183V182H235ZM263 183V182H262ZM177 184V183H176ZM21 185V184H20ZM55 185V184H54ZM185 185V184H184ZM183 185V186H184ZM240 185V184H239ZM264 185V184H263ZM97 186V185H96ZM104 186V185H103ZM204 186V185H203ZM231 186V185H230ZM242 186V185H241ZM21 187V186H20ZM105 187V186H104ZM261 187V186H260ZM108 188V187H107ZM111 188V187H110ZM237 189V188H235V186L233 187L232 186V189ZM239 188H241L240 186H239ZM243 188V187H242ZM241 188V189H242ZM117 189V188H116ZM178 189V188H177ZM176 189V190H177ZM234 189H233V192L235 193V191H234ZM98 190V189H97ZM115 190V189H114ZM131 190V189H130ZM173 190V189H172ZM260 190H262V188H260ZM175 191V190H174ZM178 191V190H177ZM240 191V190H239ZM241 191H243V190H241ZM264 191V190H263ZM31 192V191H30ZM129 192V191H128ZM144 192V191H143ZM232 192V194L234 195V193ZM238 192V191H237ZM244 192V191H243ZM57 193V192H56ZM59 193V192H58ZM115 193V192H114ZM136 193V192H135ZM134 193V194H135ZM190 193V192H189ZM180 194V193H179ZM246 194V193H245ZM229 195V194H228ZM231 195V194H230ZM229 195V196H230ZM237 195V194H236ZM239 195H240V193H239ZM13 196V195H12ZM227 196V195H226ZM246 196V195H245ZM255 196V195H254ZM198 197V196H197ZM211 197V196H210ZM234 198V197H233ZM249 198V197H248ZM23 200V199H22ZM136 200V199H135ZM233 200V199H232ZM259 200V199H258ZM230 202H231V200H230ZM172 203V202H171ZM227 203V202H226ZM155 204V203H154ZM78 205V204H77ZM135 205V204H134ZM152 205V204H151ZM231 205H233V204H231ZM84 206V205H83ZM161 206V205H160ZM86 207V206H85ZM181 207V206H180ZM212 207V206H211ZM262 207V206H261ZM77 208V207H76ZM158 208H159V206H158ZM178 208V207H177ZM233 208H234V205H233ZM194 209V208H193ZM200 210V209H199ZM222 210V209H221ZM235 210H237V209H235ZM234 210V211H235ZM250 210V209H249ZM82 211V210H81ZM89 211V210H88ZM162 211V210H161ZM182 211H184V210H182ZM197 211V210H196ZM205 211V210H204ZM233 211V212H234ZM263 211H264V207H263ZM84 212V211H83ZM195 212V211H194ZM200 212V211H199ZM241 211H239V215L237 216V218H235V219H233L231 222H230V225L228 226V228H230V226H236L237 224H240V225H243L244 223H245V220H246V218H249V217H247V216H249V214H247V213H245V215L244 214H242V212L240 213ZM250 212H251V210H250ZM250 212H248V213H250ZM255 212H256V209H255ZM255 212H253L252 214H250V215H252L253 216V214L255 213ZM94 213V212H93ZM160 213H162V212H160ZM183 213V212H182ZM190 213V212H189ZM99 214V213H98ZM157 214V213H156ZM187 214H188V212H187ZM191 214V213H190ZM190 214H189V216H190ZM195 214V213H194ZM235 214H238V213H235ZM85 215V214H84ZM88 215V214H87ZM103 215V214H102ZM101 215V216H102ZM117 215V214H116ZM144 215V214H143ZM164 215V214H163ZM167 215V214H166ZM193 215V214H192ZM191 215V216H192ZM196 216H198V215H200V214H195ZM195 215H194V217H195ZM80 216V215H79ZM89 216V215H88ZM129 216V215H128ZM142 216V215H141ZM172 216H174V215H172ZM184 216V215H183ZM186 216V215H185ZM188 216V217H189ZM236 216V215H235ZM102 217H104V215L102 216ZM113 217V216H112ZM117 217H119V216H117ZM121 217V216H120ZM140 217V216H139ZM163 217V216H162ZM162 217H161V219H162ZM165 217V216H164ZM168 217V216H167ZM170 217V216H169ZM176 217V216H175ZM81 218V217H80ZM93 218V217H92ZM114 218V217H113ZM129 218V217H128ZM180 218V217H179ZM196 218V217H195ZM201 218V217H200ZM96 219V218H95ZM102 219V218H101ZM132 219V218H131ZM152 219H153V216H152ZM154 219H156V218H154ZM161 219L159 218V220L161 221ZM170 219V218H169ZM168 219V220H169ZM172 219V218H171ZM182 219H183V217H182ZM192 219H194V218H192ZM197 219V218H196ZM195 219V220H196ZM87 220V219H86ZM93 220V219H92ZM106 219L104 218V221H105ZM109 220V219H108ZM114 220V219H113ZM112 220V221H113ZM116 221H117V223H119V226H123L124 228H125V226H130V225H132V222H129V221H131V220H124V219H122V218H120V220L118 219L117 220V218L115 219ZM114 220V221H115ZM146 220H148V219H146ZM156 220H158V219H156ZM174 220V219H173ZM176 220V219H175ZM181 220V219H180ZM195 220H193V222L195 221ZM198 220V219H197ZM212 220V219H211ZM97 221V220H96ZM115 221V222H116ZM133 221V220H132ZM152 221H154V220H152ZM165 221H167L166 219L164 220V221H161V223L162 222H165ZM171 221V220H170ZM178 221V220H177ZM200 221V220H199ZM95 222V221H94ZM100 222V221H99ZM98 222V223H99ZM108 222V221H107ZM147 222V221H146ZM157 222H159V221H157ZM167 222H169V221H167ZM172 222V221H171ZM180 222V221H179ZM216 222V221H215ZM98 223H96V224H98ZM103 223V222H102ZM108 223H112V222H108ZM117 223H115L116 224V226H115V224L114 223H112V224H114V227H118L117 226ZM141 223V222H140ZM139 223V224H140ZM150 222H148L147 224H149ZM156 223V222H155ZM154 222L153 223H151V224H153V226H154V224H155ZM160 223V222H159ZM159 223L157 224V226L159 225ZM166 223V222H165ZM176 223V222H175ZM191 223V222H190ZM197 222H195L194 224H196ZM208 223V222H207ZM220 223V222H219ZM219 223H216V224H219ZM169 224V223H168ZM173 224V223H172ZM205 224V223H204ZM105 225V224H104ZM135 225V224H134ZM133 225V226H134ZM138 225V223L135 225V226H137ZM143 225V224H142ZM144 225H145V223H144ZM245 225V224H244ZM113 226V225H112ZM132 226V228H133V230H132V232L134 233L136 230H137V228H139V227H135L136 228V230H135V228ZM146 226H148V225H146ZM157 226L156 227H154L155 229H152L153 231L155 230V231H157ZM171 226V225H170ZM131 227V226H130ZM130 227H129V229H130ZM145 227V226H144ZM143 227V228H144ZM150 227H152V225L150 226ZM149 227V228H150ZM159 227V226H158ZM174 227V226H173ZM218 227H220V226H218ZM231 227V228H232ZM120 228V227H119ZM143 228H141V229H139V231L140 230H144ZM146 228V227H145ZM153 228V227H152ZM165 228H167V226L165 227ZM164 228V230H166ZM171 228V227H170ZM211 228V227H210ZM230 228V229H231ZM233 228H237V227H233ZM240 228V227H239ZM126 229V228H125ZM124 229V230H125ZM128 229V228H127ZM238 229V228H237ZM240 229H242V228H240ZM247 229L248 228H246V232H247ZM135 230V231H134ZM152 230H150L151 231V233H152ZM163 230V229H162ZM170 230V229H169ZM232 230H235V229H232ZM249 230V229H248ZM120 231H122V229L120 230ZM138 230H137V232H139ZM146 231V230H145ZM210 231V230H209ZM245 231V230H244ZM144 232V231H143ZM149 232V231H148ZM158 232H160L159 230H158ZM162 232V231H161ZM206 232V231H205ZM235 232V231H234ZM85 233V232H84ZM150 233V234H151ZM154 233V232H153ZM152 233V234H153ZM157 233V232H156ZM164 233V232H163ZM221 233V232H220ZM126 234V233H125ZM124 234V235H125ZM129 234H131V233H129ZM135 234V236H133V237H135V238H137V239H139L140 238V235L142 236V234H144V235H146L145 234V232L144 233H142L141 234V231H140V235H138L139 233H134ZM133 234V235H134ZM150 234H148V235H150ZM151 234V235H152ZM159 234V233H158ZM166 234V233H165ZM147 235V236H148ZM167 235V234H166ZM215 235V234H214ZM236 235V234H235ZM130 236H132V235H130ZM147 236H146V238H147ZM156 236V235H155ZM158 236V235H157ZM156 236V237H157ZM160 237H161V235H159ZM163 236V235H162ZM177 236V235H176ZM240 236V235H239ZM125 237H128L127 235L125 236ZM132 237V238H133ZM139 237V238H138ZM150 237V236H149ZM148 237V238H149ZM155 237V238H156ZM183 237V236H182ZM181 237V238H182ZM241 237V236H240ZM20 238V237H19ZM134 238V240H135V242H136V239ZM143 238V237H142ZM145 238V239H146ZM162 238V237H161ZM163 238H166V236L165 237H163ZM226 238V237H225ZM124 239V238H123ZM131 239V238H130ZM129 239V240H130ZM151 239H154V237L153 238H151ZM150 239V240H151ZM157 239H159V238H157ZM157 239L155 240V241H157ZM178 239V238H177ZM185 239V238H184ZM188 239H190V238H188L187 237V239L186 240H188ZM239 239V238H238ZM129 240H127V241H129ZM142 240H144V239H142ZM142 240H140V241H142ZM149 240V239H148ZM147 240V241H148ZM168 240V239H167ZM180 240V239H179ZM183 240V239H182ZM127 241H123L122 243L123 244H121V246H120V244H119V248L117 249V252H116V254L115 255H120L121 256V254L122 255H124L122 252L124 251V247H127ZM145 241V240H144ZM152 241V240H151ZM154 241V240H153ZM160 241V240H159ZM176 241V240H175ZM185 241V240H184ZM224 241V240H223ZM124 242H125V244H124ZM131 242H133V241H131ZM150 242V241H149ZM148 242V243H149ZM163 242V241H162ZM167 242H169V241H167ZM166 242V243H167ZM186 242V241H185ZM143 244H144V242H142ZM147 243V242H146ZM147 243V244H148ZM151 243V242H150ZM154 243V242H153ZM180 243V242H179ZM233 243V242H232ZM169 244V243H168ZM171 244V243H170ZM186 244H187V242H186ZM125 245V246H124ZM128 245H130V244H128ZM136 245V244H135ZM140 245V244H139ZM146 245V244H145ZM153 245V244H152ZM258 245V244H257ZM134 246V245H133ZM137 246V245H136ZM160 246V245H159ZM172 246V245H171ZM234 246H236V245H234ZM259 246H261V245H259ZM131 247V246H130ZM144 247H146L147 248V246H144ZM143 247V248H144ZM151 247H153V246H151ZM154 247H156L155 245H154ZM153 247V248H154ZM157 247H158V245H157ZM162 247V246H161ZM160 247V248H161ZM229 247V246H228ZM99 248V247H98ZM115 248H116V246H115ZM128 248V247H127ZM149 248V247H148ZM170 248V247H169ZM179 248V247H178ZM229 248H231V247H229ZM259 248V247H258ZM139 249V248H138ZM145 249V248H144ZM233 249H235L234 247L232 248V250ZM238 249V248H237ZM93 250V249H92ZM95 250V249H94ZM114 251H115V249H113ZM130 250V249H129ZM134 250H136V249H134ZM149 251H150V249H148ZM151 250H152V248H151ZM182 250V249H181ZM240 250V249H239ZM260 250V249H259ZM88 251V250H87ZM86 251V252H87ZM91 251V250H90ZM100 252L101 253V251L100 250H95V251H92V252ZM113 251V252H114ZM128 251V250H127ZM139 251H140V249H139ZM138 251V252H139ZM143 251V250H142ZM145 251H146V249H145ZM144 251V252H145ZM149 251H146V255H147V253L149 252ZM155 251V250H154ZM167 251V250H166ZM91 252V253H92ZM137 252V253H138ZM143 252V253H144ZM223 252V251H222ZM226 252V251H225ZM224 252V253H225ZM236 252V251H235ZM238 252H240V251H238ZM238 252H237V255H238ZM128 253H129V251H128ZM127 253V254H128ZM132 253V251H130V253L129 254H131ZM133 253H135V251L133 252ZM136 253V254H137ZM150 253V252H149ZM166 253V252H165ZM216 253V252H215ZM228 253H229V251H228ZM254 253V252H253ZM96 254V253H95ZM98 254V253H97ZM114 254V253H113ZM141 254V253H140ZM151 254H153L152 253V251H151ZM15 255V254H14ZM89 255H91L90 253H89ZM114 255V256H115ZM126 255V254H125ZM141 255H143V254H141ZM218 255V254H217ZM221 255V254H220ZM220 255H218V256H220ZM12 256V255H11ZM81 256H84V255H81ZM113 256V257H114ZM145 256V255H144ZM148 256V255H147ZM215 256V255H214ZM86 257V256H85ZM122 257V256H121ZM124 257V256H123ZM132 257L133 256H130V258L132 259ZM137 257H139V256H137ZM137 257L136 256H134L133 258L135 259H137ZM143 257V256H142ZM142 257H139V258H142ZM146 257V256H145ZM181 257V256H180ZM89 258V257H88ZM112 258V257H111ZM129 258V257H128ZM127 258V259H128ZM128 259V260H131V259ZM212 258H215V257H212ZM221 258V257H220ZM4 259V258H3ZM119 259H121V258H119ZM124 259V261L126 260L125 259V257L123 258ZM136 259H135V261H136ZM189 259V258H188ZM219 259V258H218ZM217 259V261H219ZM133 260V259H132ZM140 260V259H139ZM138 260V261H139ZM208 260V259H207ZM215 260V259H214ZM216 261V262H217ZM79 262V261H78ZM112 262V261H111ZM110 262V263H111ZM117 262H118V260H117ZM121 262V261H120ZM128 262V261H127ZM113 263V262H112ZM111 263V264H112ZM119 263V262H118ZM117 263V264H118ZM126 263V262H125ZM131 263V262H130ZM134 263V262H133ZM136 263V262H135ZM134 263V264H135ZM142 263V262H141ZM167 263V262H166ZM165 263V264H166ZM171 263V262H170ZM210 263V262H209ZM212 263H214V262H212ZM220 263H221V261H220ZM17 264H19V263H17ZM129 264V263H128ZM211 264V263H210ZM216 264V263H215ZM219 264V263H218Z\"/></svg>","mask_w":264,"mask_h":264},{"label":"crops","instance_id":"obj_3","mask_svg":"<svg viewBox=\"0 0 264 264\" xmlns=\"http://www.w3.org/2000/svg\"><path fill=\"white\" fill-rule=\"evenodd\" d=\"M70 1V3H71V8H74L73 7V4H72V0H69ZM47 4V3H46ZM52 5H54V4H52ZM52 5H45L44 7H43V10H45L46 12H50V13H53L55 16L56 15H58L57 16V18L55 19V18H53L52 20H53V22H50V23H48L47 24V26H46V28H51V26H53V28H55V30H57V29H60V24H59V21H62V20H60V13H61V8L60 7H57V6H52ZM47 8H48V10H47ZM23 13H25V11H23ZM55 20H57V21H55ZM58 22V23H57ZM57 23V24H56ZM56 25H58L57 27V29H56ZM48 40V39H47ZM46 40V41H47ZM56 61V62H55ZM54 62L55 63H57L58 61L57 60H55ZM47 69V68H46ZM60 123H62V121L60 122Z\"/></svg>","mask_w":264,"mask_h":264}]
</instances>
